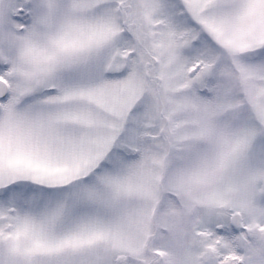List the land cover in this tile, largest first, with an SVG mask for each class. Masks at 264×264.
<instances>
[{
    "label": "snow or ice",
    "instance_id": "obj_1",
    "mask_svg": "<svg viewBox=\"0 0 264 264\" xmlns=\"http://www.w3.org/2000/svg\"><path fill=\"white\" fill-rule=\"evenodd\" d=\"M0 264H264V0H0Z\"/></svg>",
    "mask_w": 264,
    "mask_h": 264
}]
</instances>
